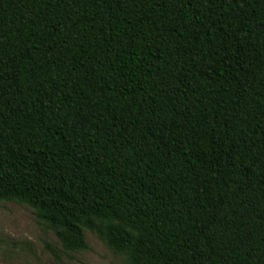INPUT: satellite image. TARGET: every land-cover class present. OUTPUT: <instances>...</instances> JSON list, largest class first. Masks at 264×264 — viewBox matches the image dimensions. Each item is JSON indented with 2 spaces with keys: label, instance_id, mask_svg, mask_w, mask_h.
Instances as JSON below:
<instances>
[{
  "label": "trees",
  "instance_id": "16d2710c",
  "mask_svg": "<svg viewBox=\"0 0 264 264\" xmlns=\"http://www.w3.org/2000/svg\"><path fill=\"white\" fill-rule=\"evenodd\" d=\"M64 251L264 264V0H0V202Z\"/></svg>",
  "mask_w": 264,
  "mask_h": 264
},
{
  "label": "rangeland",
  "instance_id": "374dc122",
  "mask_svg": "<svg viewBox=\"0 0 264 264\" xmlns=\"http://www.w3.org/2000/svg\"><path fill=\"white\" fill-rule=\"evenodd\" d=\"M87 250L64 251L54 229L26 205L0 202V264H126L122 253L84 230Z\"/></svg>",
  "mask_w": 264,
  "mask_h": 264
}]
</instances>
